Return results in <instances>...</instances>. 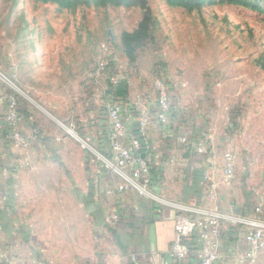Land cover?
Returning a JSON list of instances; mask_svg holds the SVG:
<instances>
[{
  "label": "rangeland",
  "instance_id": "374dc122",
  "mask_svg": "<svg viewBox=\"0 0 264 264\" xmlns=\"http://www.w3.org/2000/svg\"><path fill=\"white\" fill-rule=\"evenodd\" d=\"M67 1L0 0L1 129L14 97L22 123L40 129L39 152L56 160L50 173H70L75 154L114 172L103 116L115 102L136 114L153 106L161 79L178 137L216 123L227 138L208 154L237 146L239 178L264 191V0ZM57 133L77 150H59Z\"/></svg>",
  "mask_w": 264,
  "mask_h": 264
},
{
  "label": "crops",
  "instance_id": "0c3cea01",
  "mask_svg": "<svg viewBox=\"0 0 264 264\" xmlns=\"http://www.w3.org/2000/svg\"><path fill=\"white\" fill-rule=\"evenodd\" d=\"M153 90V106L139 107L137 114L125 109L124 114V141L130 148L141 117L147 120L148 147L141 154L152 155L154 180L145 190L128 187L120 193L124 180L118 172L103 169L91 157L80 154L66 164L70 173H50L56 160L39 152L46 149L39 128L32 130L20 122L30 139V147L24 150L10 143L5 122V130L0 126V264H200L194 240L187 259L177 261L172 256L176 218L180 213L192 215L190 209L225 215L218 264L238 263L247 249L249 233L240 220L252 217L264 191L250 187L245 176L239 178L237 146L236 153L230 150L236 158L235 178L225 179L224 155H212L217 144L227 138L216 123L198 132L180 129L178 137L172 130L179 122L170 92L169 121L161 124L157 119L158 96ZM103 117L99 144L113 159L107 112ZM57 135L58 140L63 139L59 150H77L70 135ZM191 137L196 143L189 141ZM201 144L206 146L204 154L196 151ZM102 158L108 166L113 161ZM207 173L218 195L216 202L206 196ZM253 264H264V252Z\"/></svg>",
  "mask_w": 264,
  "mask_h": 264
},
{
  "label": "built area",
  "instance_id": "2783aa9c",
  "mask_svg": "<svg viewBox=\"0 0 264 264\" xmlns=\"http://www.w3.org/2000/svg\"><path fill=\"white\" fill-rule=\"evenodd\" d=\"M158 96L157 119L161 124L169 121L171 113V100L169 90L164 81L158 79L154 83ZM125 107L121 102H115L107 109V119L111 126L109 137L110 150L113 163L108 164L118 172L124 180L119 187V192H124L128 187L145 190L154 180L152 155L143 156L141 151L148 147L146 141L147 120L141 117L137 135L132 139V148L124 141L125 137ZM5 124L9 129V141L13 145L27 150L30 139L21 129V113L16 98H9L5 113ZM183 143L188 144L187 138ZM136 151L137 153H135ZM198 154L206 152V146L201 144L196 149ZM145 155V154H144ZM158 156H156V159ZM224 177L227 181L235 178L236 158L232 152L224 154ZM211 175H205L206 196L209 201H218L215 186L211 182ZM191 214L180 213L175 221V242L172 256L177 261L185 260L192 250V241L198 248L200 264H218L220 260V238L225 223V215L218 211L205 212L190 209ZM249 227L247 235V249L239 257L237 264H253L257 256L264 251V198H259L253 210L252 217L240 220Z\"/></svg>",
  "mask_w": 264,
  "mask_h": 264
},
{
  "label": "trees",
  "instance_id": "16d2710c",
  "mask_svg": "<svg viewBox=\"0 0 264 264\" xmlns=\"http://www.w3.org/2000/svg\"><path fill=\"white\" fill-rule=\"evenodd\" d=\"M62 5L65 7H70V6H72V3H71V1L68 0L66 3H63Z\"/></svg>",
  "mask_w": 264,
  "mask_h": 264
}]
</instances>
